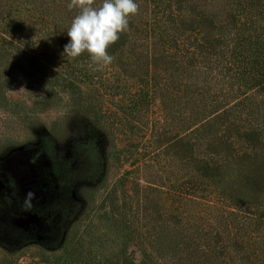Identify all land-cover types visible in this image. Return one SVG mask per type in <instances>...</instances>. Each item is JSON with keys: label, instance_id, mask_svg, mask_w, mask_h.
I'll list each match as a JSON object with an SVG mask.
<instances>
[{"label": "trees", "instance_id": "obj_1", "mask_svg": "<svg viewBox=\"0 0 264 264\" xmlns=\"http://www.w3.org/2000/svg\"><path fill=\"white\" fill-rule=\"evenodd\" d=\"M69 3L0 0V88L18 67L106 94L133 166L58 247L0 264H264V0H136L106 66L63 55Z\"/></svg>", "mask_w": 264, "mask_h": 264}, {"label": "rangeland", "instance_id": "obj_2", "mask_svg": "<svg viewBox=\"0 0 264 264\" xmlns=\"http://www.w3.org/2000/svg\"><path fill=\"white\" fill-rule=\"evenodd\" d=\"M7 77L0 88V256L17 248L36 256L37 246L60 245L84 209L99 205L103 190L132 168V158L109 124L115 106L106 94L88 86L73 93L18 67ZM97 109L100 128L92 122ZM30 191L35 197L26 209Z\"/></svg>", "mask_w": 264, "mask_h": 264}, {"label": "clouds", "instance_id": "obj_3", "mask_svg": "<svg viewBox=\"0 0 264 264\" xmlns=\"http://www.w3.org/2000/svg\"><path fill=\"white\" fill-rule=\"evenodd\" d=\"M69 9H79L67 30L70 38L63 55L75 58L87 52L92 61L101 66L110 64L113 57L107 49L117 42L120 33L129 29V18L138 13L136 0H70ZM35 193L28 192L24 207L30 209Z\"/></svg>", "mask_w": 264, "mask_h": 264}]
</instances>
